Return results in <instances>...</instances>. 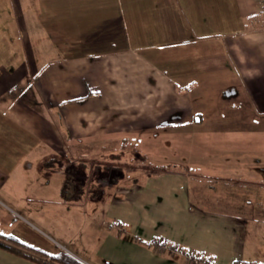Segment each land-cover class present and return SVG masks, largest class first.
<instances>
[{
	"label": "crops",
	"instance_id": "1",
	"mask_svg": "<svg viewBox=\"0 0 264 264\" xmlns=\"http://www.w3.org/2000/svg\"><path fill=\"white\" fill-rule=\"evenodd\" d=\"M10 1L18 34L17 49L0 59V233L5 215L82 212L63 244L89 264H190L116 234L112 219L217 264H264L257 1ZM156 137L173 148L172 162L154 159ZM54 156L59 171L46 163ZM72 162L124 170L115 191L71 199ZM53 175L58 198L20 193V183L47 186ZM0 243L13 247L0 244V264L50 262L1 235Z\"/></svg>",
	"mask_w": 264,
	"mask_h": 264
},
{
	"label": "rangeland",
	"instance_id": "2",
	"mask_svg": "<svg viewBox=\"0 0 264 264\" xmlns=\"http://www.w3.org/2000/svg\"><path fill=\"white\" fill-rule=\"evenodd\" d=\"M0 6L4 7V8L0 7V59L3 60L4 57L5 59L7 58L10 51H13V49H17L16 36L18 34V26L15 21L16 17L12 12L11 1L0 0ZM103 138L104 137H101V139ZM156 138H157L156 140L159 141H154L155 139L152 140L154 141L152 143L155 142L159 143L157 145L156 143L154 144L156 145L155 149H157L155 150V152L152 153L153 156L155 157L154 159L157 161H162L164 163H166L167 161L172 162L174 160L172 154L173 148L172 147L167 148L165 145L160 143L161 138L163 137H156ZM150 139H152L151 136ZM167 139H170V137L166 138V140ZM72 142L75 143V141ZM145 146L146 147L148 146L147 147L148 149H152L153 147V145H149V144ZM29 154L31 155V157H34L36 156L37 153L35 150ZM46 163L48 164V167H54L53 168L54 171H59L58 167L61 166V164H58L56 162L55 156L52 158V160L47 161ZM60 170L66 173V169L64 166ZM123 170L124 167L122 165H118V164L115 165L113 163H100V165L94 163L91 166V168H87V165L72 162V164H68V169H67L68 188H66L65 190L67 191L71 199H75V197H83L84 191L88 192L87 197L92 193L100 194L103 191L107 193L109 186H111L112 190L115 191L117 185L116 184L112 185V179L117 174H120L121 171ZM60 181H61V177L53 175L49 179V185L47 184V186L38 183L27 185L28 183L22 182L19 185L20 187L19 189H20V193L22 194L28 192V194L31 193L40 196V193L45 191L47 194L54 195L53 196L54 198H58L59 197L58 192L60 191V193H62V190H59L58 188ZM33 197L36 200L35 202L38 204V197L34 195ZM34 198L32 200H34ZM100 200H102V202L104 201L102 197L100 198ZM100 213L101 212H98L97 214L99 215ZM85 215L86 214L80 212V214H75L71 216L70 213L68 214L56 213L54 209L49 210L45 215L36 211H30V210L26 212L23 211L22 215L21 214L18 215L16 213H14L12 216L5 215L7 224L4 223V229L2 231L4 232V234H13L17 236L22 242L34 244L37 246V248H41L49 253L65 251L71 254L72 256L76 257L78 260L86 264H89L85 262V260L82 259L83 256L79 255V253H77L75 249H72L70 245L63 244V243H69L70 239L76 235L75 232H76L77 224L81 221V218L84 217ZM96 215L95 218H97ZM9 219H11L10 221L11 223H8ZM70 231L71 233H73L72 237L68 235ZM85 237H87V233L85 234ZM162 253L165 255L176 256L175 254L170 252L164 251ZM183 259L186 260V258L184 257Z\"/></svg>",
	"mask_w": 264,
	"mask_h": 264
},
{
	"label": "trees",
	"instance_id": "3",
	"mask_svg": "<svg viewBox=\"0 0 264 264\" xmlns=\"http://www.w3.org/2000/svg\"><path fill=\"white\" fill-rule=\"evenodd\" d=\"M107 224H114L118 227V229L116 230H113L116 234L118 235H121V236H129L131 237L132 239L136 240L137 242H140V243H143V244H146V245H149L150 247L152 248H155L157 247V243H158V239L156 240H146L144 238H142L141 236L139 235H134L133 233H131L130 229H129V226L126 225V224H123V222H121L120 220H117V219H112V220H108L107 221ZM1 235V238L2 239H5L6 241H9V242H12V243H15V244H21L25 247H29L31 249H34L36 250V252L39 254V255H42L46 258H49L50 262H46L45 264H86L80 260H78L76 257L72 256L71 254L65 252V251H59V252H56V253H49L41 248H37L33 245H29L27 243H24L22 242L17 236L13 235V234H4V233H0ZM1 245H3L4 247H10L9 245L7 244H2L0 243ZM180 249L182 250H185V248L182 246V245H177ZM10 248H13V247H10ZM16 251L19 252L18 249H15ZM196 259L191 261L190 264H207L206 261L208 260V257L209 255L208 254H205V253H198L196 252ZM25 255H29L31 256L30 254H27L25 253ZM176 255V254H175ZM33 256V255H32ZM210 264H217L215 263L214 261ZM234 264H240V262H235Z\"/></svg>",
	"mask_w": 264,
	"mask_h": 264
},
{
	"label": "built area",
	"instance_id": "4",
	"mask_svg": "<svg viewBox=\"0 0 264 264\" xmlns=\"http://www.w3.org/2000/svg\"><path fill=\"white\" fill-rule=\"evenodd\" d=\"M256 1L258 4V9L264 18V0H256ZM108 228L111 230L118 229V227L114 224L113 225L108 224ZM156 250L159 251L160 253L165 251V252H170L173 254H179V255L183 256L184 258H186V261H188V262L195 260L196 254H197L196 252L188 250V249L182 250L177 246V244L170 243L169 241H167L165 239H161L158 241ZM212 262H213V259L208 257V260L206 261V263L210 264ZM240 264H252V263L246 262V263H240ZM255 264H257V263H255Z\"/></svg>",
	"mask_w": 264,
	"mask_h": 264
}]
</instances>
